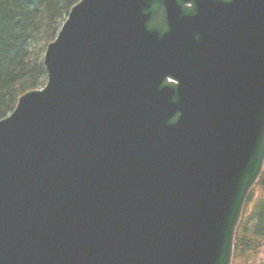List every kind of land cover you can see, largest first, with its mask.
Wrapping results in <instances>:
<instances>
[{"label":"water","instance_id":"water-1","mask_svg":"<svg viewBox=\"0 0 264 264\" xmlns=\"http://www.w3.org/2000/svg\"><path fill=\"white\" fill-rule=\"evenodd\" d=\"M0 119V264H229L264 162V0H81Z\"/></svg>","mask_w":264,"mask_h":264},{"label":"trees","instance_id":"trees-1","mask_svg":"<svg viewBox=\"0 0 264 264\" xmlns=\"http://www.w3.org/2000/svg\"><path fill=\"white\" fill-rule=\"evenodd\" d=\"M77 1L0 0V118L14 109L22 93L44 85L46 46ZM243 210L232 264H251L264 245V170Z\"/></svg>","mask_w":264,"mask_h":264},{"label":"rangeland","instance_id":"rangeland-1","mask_svg":"<svg viewBox=\"0 0 264 264\" xmlns=\"http://www.w3.org/2000/svg\"><path fill=\"white\" fill-rule=\"evenodd\" d=\"M252 264H264V247Z\"/></svg>","mask_w":264,"mask_h":264}]
</instances>
